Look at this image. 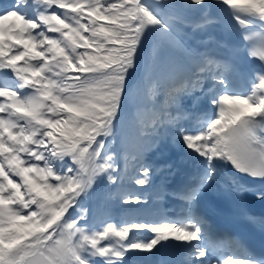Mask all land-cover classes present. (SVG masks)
<instances>
[{"label": "snow or ice", "instance_id": "1", "mask_svg": "<svg viewBox=\"0 0 264 264\" xmlns=\"http://www.w3.org/2000/svg\"><path fill=\"white\" fill-rule=\"evenodd\" d=\"M225 18L245 42L232 61L187 46ZM208 80L211 113L186 127L180 95ZM167 139L196 171L157 198L185 211L114 220L112 201L148 204L125 185L152 187L147 155ZM213 192L264 236L246 203H264V0H0V264H151L169 249L161 264H264V243L200 213Z\"/></svg>", "mask_w": 264, "mask_h": 264}, {"label": "bare ground", "instance_id": "2", "mask_svg": "<svg viewBox=\"0 0 264 264\" xmlns=\"http://www.w3.org/2000/svg\"><path fill=\"white\" fill-rule=\"evenodd\" d=\"M204 44H209V43H207V42H204L203 43V45ZM210 51H214V49L213 48H210L209 49ZM165 147L167 148V150H168V152L170 153H172V154H175V155H177L179 158H182V157H185V155H183L182 153H180V152H183L184 150H183V148L182 147H180V145L179 144H176V143H174V142H166L165 144ZM180 149V150H179ZM180 151V152H179ZM156 182V180L155 181H152V184H154ZM128 184V183H127ZM128 185H130V184H128ZM107 186V185H106ZM131 186H133V185H131ZM131 191H135V192H138V193H140L138 190H131ZM148 199V201L150 200V197L149 198H147ZM137 210H132V211H127V212H136ZM117 215L119 216V218L122 220V219H125L126 217H125V213H124V211L122 210V209H120V210H118V212H117Z\"/></svg>", "mask_w": 264, "mask_h": 264}, {"label": "rangeland", "instance_id": "3", "mask_svg": "<svg viewBox=\"0 0 264 264\" xmlns=\"http://www.w3.org/2000/svg\"><path fill=\"white\" fill-rule=\"evenodd\" d=\"M104 181H105V179L102 181V182H100V186L102 187V184L104 183ZM131 207H133V206H131Z\"/></svg>", "mask_w": 264, "mask_h": 264}]
</instances>
